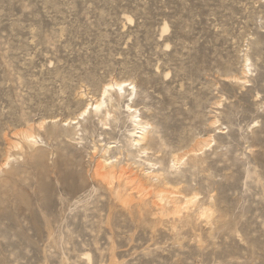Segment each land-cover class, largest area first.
Masks as SVG:
<instances>
[{"label": "rangeland", "instance_id": "rangeland-1", "mask_svg": "<svg viewBox=\"0 0 264 264\" xmlns=\"http://www.w3.org/2000/svg\"><path fill=\"white\" fill-rule=\"evenodd\" d=\"M0 264H264V0H0Z\"/></svg>", "mask_w": 264, "mask_h": 264}, {"label": "bare ground", "instance_id": "bare-ground-1", "mask_svg": "<svg viewBox=\"0 0 264 264\" xmlns=\"http://www.w3.org/2000/svg\"><path fill=\"white\" fill-rule=\"evenodd\" d=\"M131 83H127L126 81H121V82H117V83H107L104 84L102 90H101V96H104L109 90L114 89H120L126 85H130ZM99 100V99H98ZM89 103V102H88ZM102 105V100L99 101H95V103H89L87 105H85L84 107V111H86V109H88V106L90 107H95V109H98L100 106ZM93 107V108H94ZM128 108L129 105L127 106ZM83 111V110H82ZM133 122H135V127H136V131L135 134L133 135V145L135 147H138L139 151H145L146 145L145 142H147L149 140V138H147V125H143L141 124V119L137 118L135 120H133ZM24 139L29 142L31 135L28 133H24L22 134ZM144 143V145H143ZM94 176L96 177L97 181L99 183H101L102 185L106 186L108 188V190L110 191H115L116 189H118L119 187H123L126 190H131L133 189L134 191H140L141 189L144 188V183H145V179L143 177H141L142 175H138L137 173L133 172L132 170H128L124 167L118 166L117 163H114L112 161H108V158H105L103 160H99L96 162L95 168H94ZM129 194V193H127ZM153 203L155 205H163L164 203L162 202L163 198L160 191H157L155 194ZM173 198V197H172ZM166 199H169V197H166ZM165 200V198H164ZM166 201V200H165ZM168 201V200H167ZM177 200L174 199H169L168 204H172V207H174L176 205ZM87 254V253H86Z\"/></svg>", "mask_w": 264, "mask_h": 264}]
</instances>
